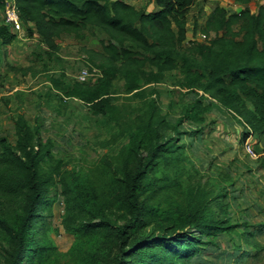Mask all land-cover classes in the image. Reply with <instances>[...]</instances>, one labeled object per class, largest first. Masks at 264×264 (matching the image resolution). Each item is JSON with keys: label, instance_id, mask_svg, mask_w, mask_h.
Segmentation results:
<instances>
[{"label": "trees", "instance_id": "trees-1", "mask_svg": "<svg viewBox=\"0 0 264 264\" xmlns=\"http://www.w3.org/2000/svg\"><path fill=\"white\" fill-rule=\"evenodd\" d=\"M6 1L0 0V9ZM195 1L152 0L156 8L148 10L127 0H15L23 26L50 48L43 51L49 58L65 32L84 37L98 28L108 35L103 51L90 56L101 76L67 83L52 74L50 91L63 92L66 105L78 99L101 117L108 136L99 145L118 149L101 154L85 172L66 168L41 124L23 111L14 116L16 140L0 138V231L7 239L2 264H22L27 251L34 262L50 249L34 239L33 225L53 185L63 197V226L75 237L64 255L75 264H176L209 247L218 251L203 259L207 263L253 258V264H264L258 239L264 224L251 223L248 209L234 221L228 207V195L235 201L239 196L234 163L225 166L216 186L184 154L180 139L185 123L201 131L209 126L216 104L244 126L242 142L247 127L264 135V5L256 12L217 6L202 28L214 36L184 47ZM17 36L3 17L0 41L10 44ZM173 70L182 75L177 84L191 94L175 122L173 104L164 108L157 86Z\"/></svg>", "mask_w": 264, "mask_h": 264}, {"label": "rangeland", "instance_id": "rangeland-1", "mask_svg": "<svg viewBox=\"0 0 264 264\" xmlns=\"http://www.w3.org/2000/svg\"><path fill=\"white\" fill-rule=\"evenodd\" d=\"M127 1L137 7L147 5L148 10L156 8L152 0ZM261 5H264V0H253L247 5L233 0H196L188 14V36L184 47L190 46L194 41H208L214 36V32L203 33L202 28L209 14L217 6L226 7L229 11H239L241 7L248 6L256 12ZM3 10L0 9V21L3 18ZM17 33L18 36L10 44H3L0 41V138L11 142L16 140L13 119L23 111L31 122L41 124L44 138L49 137L53 140V152L56 157L64 160L66 168L85 172L101 154L116 152L118 148L115 146L99 145V141L108 136L107 128L104 127L105 121L88 113L87 108L78 99H68L66 105L65 100L60 97L63 92L57 89L50 91L52 83L49 79L53 74L56 77L62 76L67 83L77 80L82 69L94 63L90 56L103 51L108 35L98 28L86 30L84 37L65 32L57 38L60 48L54 57L49 58L43 51L50 48L38 35L34 37L30 35L26 26ZM94 61L99 63V56H96ZM44 63H49V71L44 70ZM62 73L65 76L61 75ZM93 77L95 76H91V80H94ZM181 78L180 71L173 70L167 73L164 82L157 84L164 108L168 111V104H173L169 112L172 122L176 121L182 106L191 97V94L177 84ZM122 85L121 79L115 81L117 90L121 91ZM208 124L210 125L203 131L193 130L188 123L181 125L184 134L180 139L185 146L184 154L202 169L203 174L207 175L204 177L216 186L220 185L219 178L222 177L221 173L224 172L225 166L234 163L237 176L236 179L233 178L235 181L233 189H237L239 196L236 202L228 195L230 201L228 207L233 211V220L242 219L245 214L243 210L248 209L251 211L246 212L248 217L254 216L250 217L251 223L264 224V167L260 166L262 158L255 159L246 153L242 142L245 135L244 126L222 106L216 104L211 109L208 113ZM253 136L255 139L252 140L253 144L259 152H264V137L259 134ZM56 186L58 185L48 187L45 194L46 203L41 206L40 215L33 225V229L36 227L39 229L34 239L50 249L40 260L36 259L34 262L30 259L32 254L27 251L28 255L22 264H75L69 256L64 255L75 237L67 233L63 226V197L57 194ZM195 233L198 235L200 231ZM258 238L264 242V233ZM3 245H7V239L5 232L0 231V264L4 259ZM246 247L251 249L252 246ZM209 248L188 260L177 258L176 264H211L203 259L215 256L214 249L216 251L218 249ZM239 252L243 254L242 250ZM228 256L231 258L234 255L228 253ZM251 261L253 262V258L244 259L243 264H251ZM231 264H235V260Z\"/></svg>", "mask_w": 264, "mask_h": 264}, {"label": "built area", "instance_id": "built-area-1", "mask_svg": "<svg viewBox=\"0 0 264 264\" xmlns=\"http://www.w3.org/2000/svg\"><path fill=\"white\" fill-rule=\"evenodd\" d=\"M3 12H4L3 17H4L5 22L11 25L12 30L16 32H21L23 28V24H22V20L20 18L19 10H18L15 0H7ZM101 75H102L101 70L98 69L97 67L85 66L82 69L78 79L80 81H88L89 79H91V76L98 77ZM247 128L249 131V135L243 142V147L246 153L252 158H255V159L263 158L264 159V152H259L251 140V136L253 134L252 129L250 127H247ZM263 167H264V163H263Z\"/></svg>", "mask_w": 264, "mask_h": 264}, {"label": "crops", "instance_id": "crops-1", "mask_svg": "<svg viewBox=\"0 0 264 264\" xmlns=\"http://www.w3.org/2000/svg\"><path fill=\"white\" fill-rule=\"evenodd\" d=\"M81 102V101H80ZM58 111V110H57ZM239 130V129H238ZM240 132V131H239ZM257 133H253L251 136V140H255L253 135H256ZM262 137H264V135H261ZM259 239V238H258ZM261 242H263L261 239H259ZM264 243V242H263ZM252 262V261H251ZM253 264V262L251 263Z\"/></svg>", "mask_w": 264, "mask_h": 264}]
</instances>
